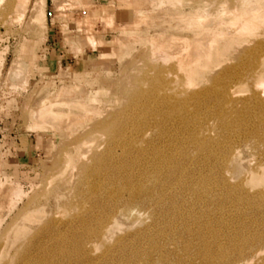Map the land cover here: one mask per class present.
<instances>
[{
  "label": "rangeland",
  "instance_id": "1",
  "mask_svg": "<svg viewBox=\"0 0 264 264\" xmlns=\"http://www.w3.org/2000/svg\"><path fill=\"white\" fill-rule=\"evenodd\" d=\"M242 259L264 264V0H0V264Z\"/></svg>",
  "mask_w": 264,
  "mask_h": 264
},
{
  "label": "bare ground",
  "instance_id": "2",
  "mask_svg": "<svg viewBox=\"0 0 264 264\" xmlns=\"http://www.w3.org/2000/svg\"><path fill=\"white\" fill-rule=\"evenodd\" d=\"M174 134V133H173ZM170 144L169 140H165L160 142V144H156V148L160 149V153L164 152V146H168ZM167 157V158H166ZM166 157L163 154H157L153 155V158H149L145 160L147 163L153 165L155 173H150L143 171V174H139L135 180L128 177L126 188H128L131 193V197L133 199H140L142 202H147V199L151 198L153 196V193L155 191H159L160 185L162 184L163 177H161L162 168L165 164V162L168 159H172V156L166 155ZM163 176V175H162ZM139 177V178H138ZM132 180V181H131ZM184 187H187L188 185L183 184ZM162 189L170 190L172 189V184L165 183ZM163 192V190H162ZM161 193V192H160ZM211 227V226H210ZM244 263V259L239 260L236 264H242Z\"/></svg>",
  "mask_w": 264,
  "mask_h": 264
}]
</instances>
